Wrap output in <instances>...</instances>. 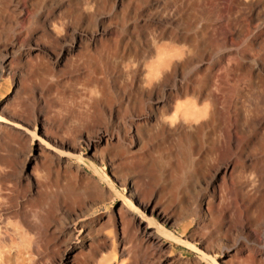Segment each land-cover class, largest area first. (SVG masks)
Listing matches in <instances>:
<instances>
[{
	"label": "bare ground",
	"instance_id": "6f19581e",
	"mask_svg": "<svg viewBox=\"0 0 264 264\" xmlns=\"http://www.w3.org/2000/svg\"><path fill=\"white\" fill-rule=\"evenodd\" d=\"M110 2L0 0V19L22 27L30 21V13L34 14L45 3L66 6V17L84 16L83 10L88 12L87 6H92L96 13L109 10L110 14L105 18L111 28L102 27L93 32L83 29L79 35L88 43L83 47L79 43L74 46L77 50L82 49L78 59L88 71L84 80L90 88L85 92L83 90L86 108L94 110L91 111L98 119L102 120V116L108 118V121L105 118L108 122L106 129L99 130L87 146L93 156L101 159L103 153L100 149L105 146L106 160L113 165L112 154L117 149L114 140L127 143L119 159L127 167L125 171L130 173L123 176V182L129 187V196L144 205L145 215L150 214L151 219L157 217L169 223L175 222V218L167 214L165 205L152 200L146 202L141 195L140 183L147 178L161 179V167L168 165L171 169V162L178 155L170 152L168 158H161L158 169L148 165L144 154L139 152L154 142L161 148L168 142H177L176 146H180L182 159L177 160L182 166L179 182L184 183L183 186L190 182L194 191L204 185L214 191L217 178L224 172L233 180L235 194L246 206H252L257 199H262L263 205L264 0H228L223 17L219 15V0H140L135 4L130 1L125 4V0ZM105 18H100L101 24ZM221 22L228 32L224 36L218 32ZM22 32L20 30L18 35L21 36ZM14 46H7L4 53L8 54ZM67 52L59 51L56 56L59 62L69 55ZM0 122H3L1 117ZM47 135L51 137L48 132ZM52 139L53 146L62 149L80 147L77 141L69 145L63 141L64 138ZM235 139L239 142V161L222 165L221 158H229ZM205 147V157L199 161L196 156ZM171 156L174 157L171 159ZM58 162L61 164L60 160ZM136 166L140 169L132 171ZM59 170L62 171L58 168L56 173ZM78 170L80 175V166H77ZM62 172L66 173V170ZM238 172H242V178ZM65 173L46 178L45 183L40 185L44 189L43 203L57 198L52 193V187L58 188L62 183L63 193L74 204L69 210L59 207L65 214L64 227L71 236L61 264H130L127 259L117 256L123 251L119 241L125 234V215L118 213L120 224L113 216L107 217L112 220L114 230L120 225L123 230L121 236L119 231L117 233L119 241H110L111 232L102 233L100 230L105 216L92 218L89 215L95 204L92 195L96 196L87 186L89 181L80 182L74 177V172H71L73 176L69 175L70 172L69 176ZM5 205L9 206L10 202ZM196 210L194 216L200 225H205L207 220L217 225L218 238L229 233L226 223L215 217L211 200H202ZM3 211L4 206L0 205V264H18L21 257L16 253L11 255L8 243L14 244L15 237H12L9 219L4 217ZM75 219L78 221L74 223ZM142 236L149 243L158 239L155 233L148 230L143 231ZM212 242L215 244L213 239ZM223 253L222 264H234L237 248H227ZM166 262L160 260L159 264Z\"/></svg>",
	"mask_w": 264,
	"mask_h": 264
},
{
	"label": "rangeland",
	"instance_id": "374dc122",
	"mask_svg": "<svg viewBox=\"0 0 264 264\" xmlns=\"http://www.w3.org/2000/svg\"><path fill=\"white\" fill-rule=\"evenodd\" d=\"M129 1L135 4L140 0H125V4ZM227 2L219 0L220 17L225 14ZM65 7L45 3L39 7L40 10L30 13L31 22L22 27L0 19V117L3 118V122H0V205L4 206V217L9 219L10 232L15 237L14 244L8 243L11 255H20L19 260L23 262L18 264H61L63 261L71 236L64 227L66 218L59 207L64 206L69 210L74 204L63 193L62 183L58 185L60 190L52 187V193L57 198L43 203L44 189L41 186L49 177L53 178L56 174L63 176L61 173L66 170L64 175L70 172L69 175L73 176L71 172H74L78 181H89L87 186L90 192L96 194L92 195L95 204L89 210V215L92 218L105 216V223L101 224L100 230L102 233L111 232L110 241L118 240L117 233L119 231L121 236L123 230L120 225L115 228V234L109 218L113 216L120 224L118 213L125 215V234H122L123 239L118 240L123 251L117 256L127 259L130 264H159L160 260H166L167 264H222L223 252L235 247L237 253L234 264H264L262 199L255 200L252 206H246L236 196L233 180L224 172L217 178L214 191L205 185L203 189L194 191L190 182L183 186L184 183L179 182L182 166L178 160L182 156L177 142H168L164 146L166 148H161L160 144L159 147L155 142L149 143L139 152L144 154L148 165H154L156 169L160 167L161 158H168L170 152L178 154V160L175 156L178 162L172 160L171 169L168 165L161 167V179L147 178L140 183L141 195L146 202H160L165 205L167 214L175 218V222L170 223L157 217L151 219L150 214H144V205L129 196V187L124 185L123 176L130 173L125 171L127 167L123 166V160L119 161L125 143L121 144L118 140L113 142L115 149L121 148L112 154L114 166L106 160L108 154L103 145L100 149L103 159L93 156L87 143L96 138L99 130L106 129L108 122H105V118L107 121L108 118L102 116V121L92 112L94 110L86 108L84 92L90 87L84 79L88 71L78 59L82 49L77 50L74 46L79 43L83 47L88 43L79 35L83 29L93 32L102 27L111 28L105 18L110 13L109 10L96 13L92 6H87L88 12L83 10L84 16L66 17ZM114 11L119 12V9ZM89 16L91 19L88 20ZM101 17L105 18L102 24ZM220 24L218 32L224 36L228 32L224 23ZM20 30L23 31L21 36L18 35ZM13 44V49L5 54V48ZM61 50L68 51L69 55L59 62L56 56ZM52 138H64L63 141L69 145L77 141L80 147L75 150L62 149L53 146ZM205 152L206 147L199 151L196 158L202 160ZM238 152L239 142L235 139L231 155L227 160L222 157L220 163L236 164L239 161ZM68 163L72 167H66ZM77 166H80V175ZM139 167L136 166L132 171ZM58 168L62 171L56 173ZM240 173L238 176L242 178ZM92 181L95 186L91 184ZM202 200H211L215 217L226 223L229 233L223 238V235L218 238L215 223L207 220L205 225H200L194 216ZM7 202H10L9 206L5 205ZM77 221L75 219L74 223ZM147 230L155 233L158 238L155 242L149 243L143 238L142 232ZM213 245H216L215 248Z\"/></svg>",
	"mask_w": 264,
	"mask_h": 264
}]
</instances>
